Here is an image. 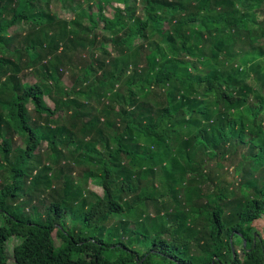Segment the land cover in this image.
Segmentation results:
<instances>
[{"label": "trees", "instance_id": "1", "mask_svg": "<svg viewBox=\"0 0 264 264\" xmlns=\"http://www.w3.org/2000/svg\"><path fill=\"white\" fill-rule=\"evenodd\" d=\"M50 1L0 0V264H264V0Z\"/></svg>", "mask_w": 264, "mask_h": 264}, {"label": "rangeland", "instance_id": "2", "mask_svg": "<svg viewBox=\"0 0 264 264\" xmlns=\"http://www.w3.org/2000/svg\"><path fill=\"white\" fill-rule=\"evenodd\" d=\"M43 5V4H42ZM62 5L65 7V8H61L59 4H57L56 0H51L50 1V4H49V7H48V10L53 12L54 14L58 15L59 17L61 18H65V19H72L73 16L79 12L80 10V7L77 6V4H74V2H71L70 0H65V1H62ZM112 5L110 3H106V11H105V14H109L111 13V9H112ZM261 16L264 15V13H261L260 14ZM98 27H103V24L102 22H99V25ZM195 27V26H194ZM27 80L29 82H34V79L29 76L27 78ZM45 101L46 103L52 107V104L51 102L45 98ZM28 108L30 110V112H32V106L31 105H28ZM227 166V164H225V169H224V172L226 174H224V177L226 179H229L230 177L232 178L233 174H230L232 169L229 168ZM89 189L90 191H93L95 193H98V194H102V188L100 186V183L98 181H92L89 185ZM258 225V231L262 234H264V221H261L260 223H257ZM55 237H56V234H55ZM20 243V240L19 239H16V238H13L11 239L8 243H7V254H8V264H13L14 263V257H13V250L14 248L16 247V245H18ZM241 242H237V245H236V249L237 251H239V253L241 254Z\"/></svg>", "mask_w": 264, "mask_h": 264}, {"label": "water", "instance_id": "3", "mask_svg": "<svg viewBox=\"0 0 264 264\" xmlns=\"http://www.w3.org/2000/svg\"><path fill=\"white\" fill-rule=\"evenodd\" d=\"M246 246V241H244V247Z\"/></svg>", "mask_w": 264, "mask_h": 264}]
</instances>
